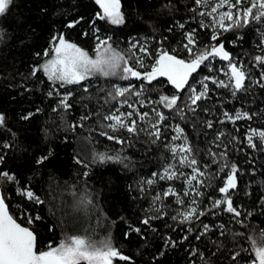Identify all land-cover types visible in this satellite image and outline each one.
Instances as JSON below:
<instances>
[{"label": "trees", "instance_id": "16d2710c", "mask_svg": "<svg viewBox=\"0 0 264 264\" xmlns=\"http://www.w3.org/2000/svg\"><path fill=\"white\" fill-rule=\"evenodd\" d=\"M121 5L122 25L99 20L97 13L102 10L95 0H12L7 13L0 15V114L6 117L0 126V173L15 177L0 181V187L11 214L35 231L38 249L47 250L49 244L56 247L67 236L87 233L98 244L110 240L130 257L128 261L114 258L113 264H253L251 241L255 238L259 245L264 233V147L257 141V148H250L246 135L252 128L264 130V88L255 83L264 72V65L255 62L257 55L264 57V20L222 32L218 40H212L211 18L199 15L207 10L195 0H121ZM76 21L79 23L68 26ZM193 29L197 48L223 42L232 62L243 64L249 73L246 91L233 95L230 87H218L208 80V98L192 106L189 90L178 92L166 77L151 84L98 77L61 87L43 72L32 75V70L49 58L44 52L52 47L53 38L61 34L90 55L97 35L111 37L113 48L129 55L136 52L132 44L139 41L153 53H136L143 58L144 71L152 66L160 49L190 59L182 45L185 33ZM228 63L219 57L211 59L208 67L201 65L193 74L189 84L199 91L205 76L228 82ZM85 85L88 92L83 91ZM113 85H134L133 92L143 85L144 94L113 100L107 95ZM54 89L73 93L70 109L59 105L61 96ZM49 91H53L52 96ZM162 95H179L181 99L169 110L159 102ZM125 99L140 112L149 113L144 120L132 117L137 119L136 133L125 129L112 132L107 127L112 122L103 119L117 108L133 111L121 103ZM153 108L166 117L159 125V139L150 135L154 131L151 124L157 120ZM238 111H247L253 118L231 122L223 115ZM86 115L88 118L82 120ZM177 126L183 129L198 167L205 173L203 183H194L191 188L183 177L160 178L174 160L171 149ZM102 132L125 143L109 140ZM220 133L224 135L217 139ZM222 152H226V159ZM97 153L119 154L126 159L123 164L94 162ZM45 156L43 163L37 162ZM225 163L238 168L237 187L229 195L240 217L228 213L224 205L213 207V202L224 196L219 188L230 171V167H223ZM169 188L180 194L183 204L177 203L176 196L163 195ZM26 190L44 203L28 199L22 194ZM197 190L203 195H196ZM185 192L188 195H183ZM158 195L160 200L155 199ZM81 200L85 204L81 205ZM192 207L205 215L184 220L181 213ZM37 216L41 219L28 224L29 217ZM150 217L157 218L150 219L148 225L142 223ZM136 228L140 231H134ZM236 252L240 255L233 260Z\"/></svg>", "mask_w": 264, "mask_h": 264}, {"label": "snow or ice", "instance_id": "6c2138e0", "mask_svg": "<svg viewBox=\"0 0 264 264\" xmlns=\"http://www.w3.org/2000/svg\"><path fill=\"white\" fill-rule=\"evenodd\" d=\"M95 3L99 5L101 12L97 13V18L101 21H106L112 25H122L125 23L124 13L122 12L121 0H95ZM195 3L207 11H201L199 15L201 17H210V25L213 28L212 40H218L222 35V32L231 31L234 28H241L247 26L250 22L260 23L264 20V0H195ZM12 0H0V15L6 14L10 9ZM167 8L169 5H164ZM227 8V10L221 11V9ZM195 11V9H193ZM229 22V23H226ZM76 21L69 24V27H73ZM95 24V21L92 22ZM203 21H201V27H204ZM179 27L183 28L184 25L180 24ZM217 29L222 31H217ZM171 31V29H169ZM99 32L100 29H95ZM2 38V33H0ZM97 44L95 46L94 53L89 54L88 51L78 46L76 43L70 42L66 39L63 34L53 38V44L50 50L44 52L45 57H49L42 65L32 70V75H36L38 72H43L48 80L52 81L53 84H59L61 87L67 85H80L84 81L91 80L93 78L104 77H119L121 80L137 79L146 81L151 84L160 77H166L167 81L178 91H184L186 88L189 90L188 102L190 105L195 106L202 99L208 98L209 87L206 81L211 80L213 84L218 87L231 88L232 94L235 95L237 92L246 91V82L249 79V73L244 68L243 64H237L232 62L233 58L231 53L226 50L223 42L218 45H210L202 48H197L196 30L193 29L185 33V40L182 46L187 51L190 59H184L178 57L175 53H170L167 50L160 49L156 54L154 63L150 68L144 71L141 69L145 68L143 58L136 55V53L143 54V56H151L153 53L149 49L136 41L132 44L133 52L131 55L122 53L113 48L110 43L111 37L101 38L99 35L96 36ZM234 43V41H233ZM51 53V54H50ZM39 55V54H37ZM219 57L223 61H228L229 71L225 73L229 77L228 82L224 80H216L210 76L203 77L200 83V90L189 84L190 78L193 77L194 73H197L201 65L208 67L211 64V59ZM208 61V64L205 62ZM255 62L259 65H264V57L257 55ZM211 70V69H210ZM261 79L255 81L257 85L264 88V72H261ZM134 85L125 87L113 85V90L108 92L107 95L113 100L118 97L123 98L128 94L140 97L144 94L143 85L141 90L133 92ZM57 95L61 96L59 105L64 109L68 110L73 105L70 103V99L73 96L71 91L66 93H60L59 89H54ZM53 91H49L48 95L52 96ZM84 92H88V87L85 85L83 88ZM179 95H162L159 97V102L169 110L176 108L180 101ZM122 104H126L128 108L133 111L121 112L117 108L114 112L103 115V119L111 121L107 127L112 132H119L121 129H125L129 133L137 132V119H133V116H138L140 120H144L148 117V112H140L134 104H128L127 100H123ZM141 106L143 102L139 101ZM191 111L195 112L196 108H190ZM156 112L157 120L151 124L154 131L150 135L155 136L159 139L161 135L159 125L166 119L162 112H157L155 108L152 109ZM183 111V109H178ZM99 115V113H97ZM224 117L226 120L235 122L237 120H251L253 117L247 111H238L234 115L225 112ZM25 119L28 117L25 116ZM88 116L81 117V119H87ZM6 117L0 114V126L4 125ZM223 123V121H221ZM82 126V125H80ZM207 126L211 128L212 122H207ZM76 127V125H73ZM177 133H182L183 129L177 126ZM101 135H105L109 140H115L117 143L124 144L125 140L120 139L116 135H110L107 132H102ZM220 133L217 139L223 136ZM173 139H180V136L173 137ZM247 144L250 148H257V141L261 147H264V130L252 128L246 135ZM171 151L173 154L177 152L192 153L190 145L185 143L179 146H174ZM214 157L216 153H211ZM221 156L226 159V152L220 153ZM0 157V161H2ZM47 157H41L37 162L43 163ZM126 158L121 157L119 154L109 155L107 153H97L94 156V162H119L124 163ZM181 165H187L192 169L193 174L187 178V183L192 185L194 181H198V177L204 176V172L198 167V161L194 156L183 155L180 158ZM127 166V165H125ZM206 167V166H205ZM223 167H230L229 174L227 175L224 186L219 188V192L224 194L223 199H217L213 202V207L219 208L221 205L225 206V210L228 213L234 214L235 217H240L241 212L233 206V200L229 195L231 190L237 187V172L238 168L235 164L228 165L224 164ZM87 175V173H85ZM161 179H175L177 178V172L169 169L165 170V175L160 177ZM15 180L13 175L8 172L0 173V181ZM203 183V181H198ZM151 184L153 181H148ZM27 196L28 199L34 200L35 203L42 204L44 201L36 196L31 190H26L22 193ZM165 197L176 196L177 203L183 204L184 201L179 198L180 194L176 193L174 189L169 188L163 193ZM188 195V192L183 193ZM196 195H203L199 190L196 191ZM156 200H160L161 197L158 195L155 197ZM80 204H85V201L81 200ZM192 204H196L193 200ZM184 220H192L193 217L205 215V212L198 211L197 207H192L187 212L181 213ZM157 217L146 218L142 221L143 224L148 225L150 219ZM35 220L41 219L37 216L35 218L29 217L28 224H32ZM173 219H176L174 216ZM208 226L204 225V231L207 232ZM134 231L139 232L140 229L136 228ZM223 235V233H221ZM199 239V236L196 237ZM259 245L257 239L251 241L253 251L255 253V264H264V233L259 237ZM240 252H236L232 255V259L235 260ZM114 258L119 260L128 261L130 257L123 255L117 248H115L111 241L108 239L95 242L89 237L87 233L74 234L65 237L61 240L56 247H52L49 244L48 249H38L37 247V235L34 230L30 227L22 226L21 223L17 222V219L9 213V207L5 203V196L0 193V264H113Z\"/></svg>", "mask_w": 264, "mask_h": 264}, {"label": "rangeland", "instance_id": "374dc122", "mask_svg": "<svg viewBox=\"0 0 264 264\" xmlns=\"http://www.w3.org/2000/svg\"><path fill=\"white\" fill-rule=\"evenodd\" d=\"M224 10H227V8L221 9V11H224ZM226 23H229V22L226 21ZM217 31H219V29H217ZM178 135L180 136V139H174L173 147L184 144L185 143V140L187 141V144L189 145V142L184 137L183 132L176 134V136H178ZM183 155H191V156H193L192 153L191 154H188V153L177 152V153L173 154V156H174L173 159L174 160L172 161V164L169 165L167 168L170 171H172V170L176 171L177 172V177H179V178H182L183 177L184 181L186 182V184L188 186L187 188H191V187H193L195 185L194 183L200 184L198 181H202V177L203 176L198 177V181H194L192 185H189L187 183V178L190 177L193 174V172H192V169L190 167H188L187 165H181L180 164V158ZM161 175L162 176L165 175V171Z\"/></svg>", "mask_w": 264, "mask_h": 264}, {"label": "water", "instance_id": "95a60500", "mask_svg": "<svg viewBox=\"0 0 264 264\" xmlns=\"http://www.w3.org/2000/svg\"><path fill=\"white\" fill-rule=\"evenodd\" d=\"M0 193H3V191H2V188L0 187ZM5 203L7 204V202H6V200H5ZM8 205V204H7ZM9 207V206H8ZM9 213L11 214V212H10V209H9ZM14 217V216H13ZM18 222V221H17ZM18 223H20V222H18ZM22 226H25V225H23L22 224ZM28 227V226H27Z\"/></svg>", "mask_w": 264, "mask_h": 264}]
</instances>
